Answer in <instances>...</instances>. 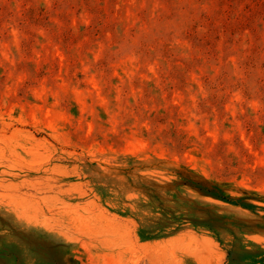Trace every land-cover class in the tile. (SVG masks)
<instances>
[{
  "label": "rangeland",
  "instance_id": "374dc122",
  "mask_svg": "<svg viewBox=\"0 0 264 264\" xmlns=\"http://www.w3.org/2000/svg\"><path fill=\"white\" fill-rule=\"evenodd\" d=\"M0 264H264V0H0Z\"/></svg>",
  "mask_w": 264,
  "mask_h": 264
}]
</instances>
